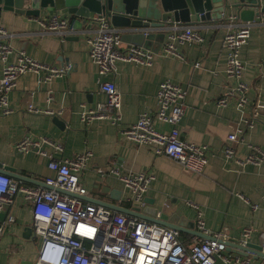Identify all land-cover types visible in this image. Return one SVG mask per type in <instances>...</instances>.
I'll return each mask as SVG.
<instances>
[{
    "label": "crops",
    "instance_id": "obj_1",
    "mask_svg": "<svg viewBox=\"0 0 264 264\" xmlns=\"http://www.w3.org/2000/svg\"><path fill=\"white\" fill-rule=\"evenodd\" d=\"M55 13L70 17L71 25L74 23V18L65 10H43L38 17L15 11L0 13V27L13 34L9 43L14 51L9 61L17 62L16 51L24 50L30 57L57 68L72 67L64 76L44 79L41 73L28 71L17 79L9 93V107L14 111L0 112V170L4 166L16 167L32 180L13 178L28 185H39L45 177L54 176V170L48 166L50 157L34 151L19 153L16 149V144L25 136L49 137L61 143L63 150L55 152L47 144L43 149L57 158L90 152L88 168L80 175V181L88 190V195L83 197L86 201L112 210H115L112 207L130 209L131 192L122 179L111 172L112 167L118 165L124 173L153 171L155 179L145 198L155 202L153 206L159 213H166L170 222L181 223L185 230L180 233L185 242H192L199 211L207 228L227 232L233 239L241 238L243 228L252 227L251 243L261 245L264 161L240 164L236 158L243 160L249 155L251 145L264 149V115L251 125L246 122L250 106L256 100L264 102V18L252 27L248 43L240 52L245 65L243 80L248 84L250 99L244 108L237 106L236 98H231L227 106L217 103L234 84L225 72L224 37L229 30L225 21L195 23L204 40L194 44L178 43L179 55L167 53L164 42L160 49L155 47L158 44L155 39L146 46L134 44L131 34L121 28V47H143L152 55V63L118 61L116 73L106 77L117 83L122 95V120L115 126L102 119L88 125L82 122L84 109L95 108L107 99L100 90L97 66L89 55V21L82 19L85 25L82 29L74 23L73 30L64 38L54 33L42 34L38 19H47ZM229 14L234 12L225 13ZM3 66L0 60V79ZM166 79L187 91L186 114L179 127L184 139L209 148L202 172L190 171L164 154L156 155L153 147L137 145L123 135V130L134 124L142 113L157 111V91ZM31 104L42 112L29 111ZM54 116L64 122L63 127L54 122ZM154 122L159 131L166 133L171 129L168 123ZM231 133H238V140H229ZM226 144L234 147L233 158L224 154ZM98 169H102L104 175ZM8 214L14 215L16 220L7 224L0 234V264H35L41 242L33 236V230H29L33 221L30 208L18 197L12 206L0 212V221L6 220ZM176 215L179 218H175ZM217 264L224 263L218 260Z\"/></svg>",
    "mask_w": 264,
    "mask_h": 264
},
{
    "label": "built area",
    "instance_id": "obj_2",
    "mask_svg": "<svg viewBox=\"0 0 264 264\" xmlns=\"http://www.w3.org/2000/svg\"><path fill=\"white\" fill-rule=\"evenodd\" d=\"M256 17L252 21H244L237 14L223 15L222 20L229 28L224 37L227 50L225 72L229 80H234V84L219 97V106H227L231 98L237 99L239 108L249 105L248 84L243 80L245 65L240 59V52L248 43L257 20L263 22L264 13ZM69 18L55 13L47 19H38L40 32L54 33L64 38L73 30ZM88 21L91 24L87 38L89 55L97 66L100 90L107 99L95 108L84 109L81 120L88 125L102 119L118 126L122 120V95L117 83L106 77L116 73L118 61L150 65L152 55L138 45L123 49L122 29L114 26L107 16L94 14ZM11 36V32L0 27V60L4 63L0 79L1 114L14 111L9 107V93L24 73L33 71L41 73L44 79H50L64 76L72 68L71 65L57 68L43 63L27 55L24 50L16 51L17 62L9 61L8 57L14 51L9 43ZM203 40L195 24L174 25L166 32L164 49L169 54L179 55L178 43L194 44ZM199 65L200 62H197L196 66ZM186 96L187 91L182 86L170 79L162 81L157 91V111L154 114L142 113L134 124L123 130V135L137 145L153 147L156 155L164 154L190 171L202 172L208 161L209 148L184 139L179 127L186 114ZM29 111L40 113L42 109L31 104ZM263 115L264 102L256 100L250 106L246 122L251 125ZM155 120L170 124V131H159L155 127ZM228 138L238 140L239 134L231 133ZM45 144L54 148L55 152L63 150L61 143L49 137L25 136L16 144L19 153L34 151L50 157L48 166L55 175L45 177L42 184L28 185L0 171V212L12 206L18 197L30 208L33 236L41 242L35 264H217L218 260L224 264H264V232L260 245L263 255H260L249 245L252 227L243 228L241 238L234 242L227 232L207 228L202 213L198 211L195 228L206 236L194 235L192 242L187 243L176 228L86 201L83 197L88 195V190L80 181V175L88 168L90 152L61 159L48 154L43 149ZM224 154L233 158L236 154L234 147L226 144ZM248 154L243 160H236L240 164H260L264 161V149L259 146L251 145ZM120 169L115 165L111 172L118 175L130 190L131 203L144 206V198L155 179V173H124ZM98 172L104 175L102 169H98ZM15 220L14 215L8 214L6 220L0 221V234L7 224ZM45 250L53 260L41 261Z\"/></svg>",
    "mask_w": 264,
    "mask_h": 264
},
{
    "label": "water",
    "instance_id": "obj_3",
    "mask_svg": "<svg viewBox=\"0 0 264 264\" xmlns=\"http://www.w3.org/2000/svg\"><path fill=\"white\" fill-rule=\"evenodd\" d=\"M47 9L65 10L74 18L78 29L85 26L82 19L88 21L94 14L105 15L114 26L126 29L127 33L131 34L134 44L146 46L150 40L155 39L158 41L155 47L160 49L171 26L222 21L223 15L227 12H234L241 20L252 21L257 15L264 13V0H0V13L15 11L38 17ZM53 120L59 126H64V122L57 116H54ZM0 171L20 180L28 182L32 180L29 176L19 173L13 166H4ZM144 203V206L140 203H131L130 209L112 208L178 230H185L181 223L170 222L166 213H159V209L153 206L155 202L144 198ZM175 218L179 217L176 215ZM193 234L206 236L196 229ZM232 240L238 242V239ZM249 245L263 255L259 244Z\"/></svg>",
    "mask_w": 264,
    "mask_h": 264
},
{
    "label": "clouds",
    "instance_id": "obj_4",
    "mask_svg": "<svg viewBox=\"0 0 264 264\" xmlns=\"http://www.w3.org/2000/svg\"><path fill=\"white\" fill-rule=\"evenodd\" d=\"M51 260H53V258L49 257V256L47 255V251L45 250L44 253H43V255H42V259H41V261H43V262H49V261H51Z\"/></svg>",
    "mask_w": 264,
    "mask_h": 264
}]
</instances>
